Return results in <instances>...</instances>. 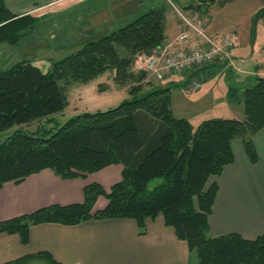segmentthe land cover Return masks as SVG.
<instances>
[{
	"label": "trees",
	"instance_id": "1",
	"mask_svg": "<svg viewBox=\"0 0 264 264\" xmlns=\"http://www.w3.org/2000/svg\"><path fill=\"white\" fill-rule=\"evenodd\" d=\"M201 1L204 4L196 10L208 13V2L224 7L230 0ZM39 23L33 14H13L0 0V45L18 47ZM165 23L164 12L152 9L77 52L51 61L48 71L23 60L0 72V137L13 131L0 142V189L44 170L75 180L123 166L121 181L110 191L91 184L84 190L82 204L52 206L0 222V235H19L27 245L33 226H77L91 220H133L144 235L146 221L163 216L166 226L187 243L197 264H264V236L255 240L238 234L213 237L209 227L219 191L210 180L234 164L233 143H242L252 164L259 161L253 137L264 130V79L256 78L244 90L230 89L229 100L243 107V120L216 118L194 127L177 118L172 92L183 84L146 88L147 73H133L139 56H152L164 48ZM256 35H251L252 45ZM212 66L185 73L193 79ZM110 72L119 88L129 87L127 100L106 112L84 113L49 128L55 124L52 118L69 106L68 88L73 83L88 85ZM43 120L46 124L33 132L19 128ZM156 180L164 183L149 192L148 186ZM101 197L108 205L93 214ZM33 259L58 264L47 253L5 264Z\"/></svg>",
	"mask_w": 264,
	"mask_h": 264
},
{
	"label": "crops",
	"instance_id": "2",
	"mask_svg": "<svg viewBox=\"0 0 264 264\" xmlns=\"http://www.w3.org/2000/svg\"><path fill=\"white\" fill-rule=\"evenodd\" d=\"M119 1H125V4L117 3ZM126 1L132 3L134 0H116L114 3L110 0V8L114 11L109 13L107 6L104 10L100 8L102 3L99 0H5L13 14H33L43 26L49 25V35L51 40L57 41L53 44L60 46L58 48L70 42L74 43L71 54L85 44L115 31L117 22L118 25H126L129 17L120 16L122 12L130 13L124 9L129 6ZM65 4L67 7L63 9ZM170 20L173 22L166 20L165 23L166 43L179 35L180 28L184 30L182 22L178 23L171 18ZM60 21L64 27L67 25L65 35H68L70 41L61 36ZM106 30L108 33L102 34ZM96 37L100 38L95 40ZM254 43L249 58L233 57V67L236 59L244 64L247 61L250 63L258 56V52L259 57L264 58V31L259 34L257 32ZM237 50L233 54H238L240 50ZM241 52L243 54L242 49ZM221 60L225 59H220V62L195 76L199 81V88L193 87L190 74L171 75L164 83L183 84V87L178 88L182 98V118L194 127L205 121L203 113L207 117H218L231 112L234 113L233 118H244V112L242 114L241 111H233V106L236 105H232L229 100V91L232 88L226 83L229 79L225 78L233 70L228 66L221 69L226 64L221 63ZM237 69L234 78L244 74L264 79L261 67H254L257 71L250 73L243 67ZM218 70L221 72L218 73ZM174 76L177 77L176 80L173 79ZM253 143L259 158L257 164L250 162L242 143L235 141L234 164L227 167L220 177L210 180V184L217 183L219 187L213 213L209 218L210 234L213 237L238 234L246 240H255L264 236V130L253 137ZM122 172L123 166L113 165L84 179L63 180L51 170H44L21 183H7L0 189V222L32 215L52 206L82 204L87 186L99 184L106 191H110L121 181ZM107 205L105 198H99L93 214L104 210ZM145 228V234L140 235L138 225L133 220H91L77 226L41 224L31 227L27 245L21 243L19 235H0V264L40 253L51 255L58 264H194V261L197 264V259L190 252L187 243L180 241L175 230L166 226L163 216L147 220ZM26 264L49 263L33 259Z\"/></svg>",
	"mask_w": 264,
	"mask_h": 264
},
{
	"label": "rangeland",
	"instance_id": "3",
	"mask_svg": "<svg viewBox=\"0 0 264 264\" xmlns=\"http://www.w3.org/2000/svg\"><path fill=\"white\" fill-rule=\"evenodd\" d=\"M112 1L114 3L116 0H112ZM100 2L102 3L100 7L102 10H104L105 7L107 6L109 13L110 11L111 12L114 11L113 8H110V0L109 2L108 0H99V3ZM117 3L125 4V1H119ZM171 3H169L168 0H134L132 3H129V6L127 5V7L124 8L130 13L122 12L120 16H125L126 18L129 17L127 19L129 21L126 23L128 24L132 20L136 19L138 16L148 12L151 9L161 10L162 12H164L165 17H167L166 18L167 21L168 20L172 21L170 20L171 18V19H175L178 23L179 22L183 23L184 30H181L180 28V32L178 36L183 34L184 31L185 32L189 31L187 30L188 25L186 22H190L192 24H195L196 26H200L199 27L200 32L204 33L208 40L218 43H219V39L223 38L226 35L230 37L229 35L233 33L236 36V38H234L235 48L231 51L232 54L230 53L228 56L219 57L212 65H214L218 61L220 62V59H225V60H221L223 61L221 63L226 62L224 67H221V69H225L228 66L230 70H233L232 74L227 73V77H225L226 79H229L226 83L227 84L229 83L230 88L233 89L240 88L244 90L246 88L253 86L255 83V79L257 77L255 78L254 76L252 77L250 75L245 76L244 74H240L239 77L236 76V78H234L235 77L234 75H236L238 72L237 68H241V67H243L249 73L256 72L257 70L254 69V67L256 66H258L259 68L261 67V69L264 71V58L259 57V52H258V56L252 61H250V63H248L247 61L244 64L243 62H240L239 59H236L235 66L233 67L232 61H234L233 58L234 56L236 57L246 56L245 58H249L251 55V50L253 49V46L255 44V43L253 45L251 44L252 43L251 35H254L255 32L256 33L258 32L259 34L260 32L264 31V0H230L229 2L226 3L224 7H220L216 3L212 4L211 2H208L209 3L208 4L209 6H207L209 7L208 13H203V12L200 13L196 10L199 4H204L202 3L201 0H174V2L172 1ZM190 3H192L194 7L192 10L188 8L189 7L188 4ZM66 7L67 4L62 6L63 9ZM119 8L121 7L119 6ZM186 12L189 14H185ZM118 24L119 22H117V27H114V30H117L124 26ZM60 25L62 26L61 36L66 40L70 41L68 39V35L67 36L65 35L67 25L66 27H64L62 21H60ZM50 31L51 29L49 28V25L43 26L41 23H39L38 28L34 31V33L30 35L18 47L14 48L8 44L0 45V72L9 69L14 64L23 60H29L33 62L34 65L41 68L43 71H48L51 66V61L60 60L65 58L66 56H69L71 54V50H73L72 46H74V43L70 42L64 47L58 48L60 46L57 47V44H53L57 41L51 40V36L49 35ZM107 33L108 30H106L105 33L102 32V34H107ZM191 35L193 36V33H191ZM178 36L169 39L168 42L165 44L164 49H166V47H168L170 44L175 43ZM197 36H195L196 39L194 43L192 41L191 43L184 45V47H186L188 50L197 49V48L204 49L210 47V43L206 42V39L199 36V34H197ZM98 38L100 37H96L95 40ZM192 45H196V46L192 47ZM237 49L240 51H238ZM241 49L243 51V54H241L242 53ZM235 50L238 51V54H233ZM142 57H146V55L139 56L137 58V61ZM137 61H135L133 67V73L135 74L140 73L136 69V63H138ZM258 62H261L262 64L257 65ZM231 66L234 69H231L232 68ZM143 72L147 73V79L143 82L146 85L145 86L146 88L148 87V85L165 86L164 83L168 80V78H170L171 75L186 74V73L170 72L167 73L164 79L165 81L163 80L162 82H159L149 72H145V71ZM217 72L219 73L221 71L218 70ZM216 76L217 75H215V77ZM173 79L176 80L177 77L174 76ZM198 82H199L198 79L196 78L192 79V84ZM193 87L195 86L193 85ZM99 89L102 91H100ZM128 89L129 87L119 88L114 83V73L111 72L105 74L104 76L98 78L97 80H95L94 82L88 85L73 83L68 88L69 106L62 114L52 118L55 124H51L49 128L60 126L66 123L71 118H74L84 113L94 114L97 112H106L110 109L116 108L124 100H127L129 98ZM180 93L181 92L178 89H175L172 92L173 111L175 116L179 119L183 117V108L181 102L182 98ZM233 107L235 109L233 111L235 112L241 111V113L243 114L242 106L236 105ZM204 114L205 113H203L202 115L204 118L203 120H211L214 118L233 119L232 116H234L233 115L234 113L231 112H229L228 114L225 113L226 115L220 114L218 115V117L217 115H213L214 117H211L209 115L210 117H207V115ZM44 124H46L45 120L34 123L29 127L22 126L19 128L33 132ZM12 132L13 131L2 134L0 137V142L4 140L6 136L12 134ZM163 183H164L163 180H156L148 186L147 190L151 192L155 190L157 187L161 186Z\"/></svg>",
	"mask_w": 264,
	"mask_h": 264
},
{
	"label": "built area",
	"instance_id": "4",
	"mask_svg": "<svg viewBox=\"0 0 264 264\" xmlns=\"http://www.w3.org/2000/svg\"><path fill=\"white\" fill-rule=\"evenodd\" d=\"M189 31H184L178 36L175 43L170 44L166 49H162L152 56L140 58L136 63L138 72H149L159 82L163 81L166 74L170 72L185 73L188 71L199 70L212 65L219 57L228 56L235 48L234 38L236 36L232 33L219 39L218 42L208 40L206 35L200 32L199 27L190 22H186ZM186 30V29H185ZM193 33V36L191 35ZM201 36L210 43V47L204 49H190L188 50L184 45L193 41L195 36ZM198 37V36H197ZM183 45V46H182ZM140 61V62H139ZM196 87L197 84L194 83Z\"/></svg>",
	"mask_w": 264,
	"mask_h": 264
}]
</instances>
